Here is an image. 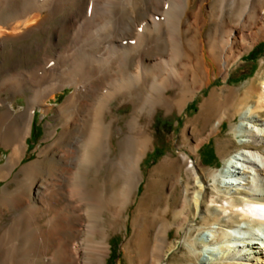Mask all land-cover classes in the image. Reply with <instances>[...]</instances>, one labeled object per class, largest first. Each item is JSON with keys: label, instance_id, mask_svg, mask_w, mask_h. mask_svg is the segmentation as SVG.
Listing matches in <instances>:
<instances>
[{"label": "bare ground", "instance_id": "obj_1", "mask_svg": "<svg viewBox=\"0 0 264 264\" xmlns=\"http://www.w3.org/2000/svg\"><path fill=\"white\" fill-rule=\"evenodd\" d=\"M44 31L45 48L32 66L17 69L20 63L7 67L6 57L0 60V108L4 94H27L25 110H0V143L11 150L0 164V181H8L0 189V264H107L109 238L129 220L144 181L141 162L153 149L147 119L160 108L182 112L218 77L225 85L210 90L181 135L189 155H197L224 118L237 115L230 129L238 147L229 153V140H218L224 165L205 174L199 162L187 161L194 185L191 198L185 186L179 208L167 201L150 213L142 196L124 249L132 264H164L173 248L171 213L183 217L176 223L181 229L203 221L188 243L190 260L264 264V69L242 92L226 84L231 68L264 40V0H0V46ZM32 44L28 51L43 47ZM67 88L62 102L49 103ZM118 96L133 108L124 126L108 119ZM37 108L54 113L44 137L49 142L11 180ZM178 159L166 156L154 171L170 174ZM209 186L219 200L211 199ZM212 203L224 215L213 213ZM203 251L210 254L204 261Z\"/></svg>", "mask_w": 264, "mask_h": 264}, {"label": "rangeland", "instance_id": "obj_2", "mask_svg": "<svg viewBox=\"0 0 264 264\" xmlns=\"http://www.w3.org/2000/svg\"><path fill=\"white\" fill-rule=\"evenodd\" d=\"M54 24V23H53ZM43 33V34H42ZM39 33L38 39L36 37H32L27 40H19L15 38L10 41L5 42L3 46H0V60L5 59V66L9 67L13 64L20 63L19 67L24 68L29 63L28 66L33 64L34 60L39 57V53L45 48L46 36L48 34L47 31ZM46 34V35H45ZM46 37V38H45ZM34 38V39H33ZM45 38V40H44ZM1 40V38H0ZM31 40L33 41L32 46L38 40L39 42H43V47L36 51H28V42L30 43ZM44 40V41H43ZM2 41V40H1ZM13 41V42H12ZM16 43H20L17 44ZM25 43V44H24ZM14 44V45H13ZM23 46H22V45ZM31 46V47H32ZM24 47V48H23ZM13 48V49H12ZM10 49V51H9ZM31 49V48H30ZM25 50V51H24ZM27 51V52H26ZM3 52V53H2ZM36 52V54H35ZM6 53V54H5ZM29 53V55H28ZM2 55V57H1ZM35 58H34V56ZM38 55V56H37ZM32 56V57H31ZM34 58V60H33ZM32 66V65H31ZM264 69V40L259 43L249 54L245 55L242 60H240L235 66L231 68L230 75L227 79L226 84L231 86V88L242 92L249 83L255 79L259 71ZM225 85V82L218 77L209 87H206L202 92H199L194 100L188 103V106L182 111L179 112L177 109H174L172 112H167L164 109H158L154 116L150 119H147L149 123V131L153 136V149L148 151L147 156L141 162V168L144 174V181L140 184V188L136 191V201L133 203L130 208L127 210V216L129 220L126 222L125 227L121 229H116L112 232L109 238V246H110V254L107 257V264H132L130 259L126 256V252L124 249V244L132 237L133 233V226H132V217L137 214L138 210V202L142 196H144V200L142 207L149 210L150 213L154 212L157 208L169 202V205L172 208H179L182 202V196H184L185 186H188L187 196L191 198L193 190V181L189 179L186 173L187 161L195 160L199 162V171L202 174L208 172L210 168L216 169L224 165L225 162L217 152V141L220 139H227V151L231 153L234 151L238 145L234 139V134L230 129L231 124H235L238 121V116L235 115L233 119L224 118L223 124L218 126V133L211 136L205 141H202L201 148L199 153L197 151V155H189L186 145L184 144V140L182 138V130L185 124L195 119L199 112V104L202 100L208 96L211 89L215 87H220ZM70 89H66L62 92L56 94L55 98L51 99L49 103L56 105L64 100L67 96ZM242 97V94L238 96L231 97L233 102H238L239 99ZM3 98L7 99L5 104L0 108V110L9 107L14 114L23 111L26 109V101H27V94H8L3 95ZM114 111L112 115L108 116V119L112 123H117V120H120V124L124 126V121L129 117L133 108L130 102H127L123 99V96H118L112 103ZM54 115L53 112H50L47 115H43L41 110L37 108L35 110V116L33 119V126L31 130V135L27 138L26 141V154L21 161V163L14 169L13 174L11 175V180L14 178L15 174L20 176L18 173L19 168L26 164L27 162L36 158V148L39 145H45L49 141L44 140L46 136V130L50 129L52 126H48L47 123H53L54 121L51 117ZM112 118H111V117ZM260 118L264 119V111L259 114ZM114 117V118H113ZM122 119V120H121ZM125 119V120H124ZM108 120V121H109ZM115 121V122H114ZM201 129V125L199 126ZM209 128V127H208ZM59 129V127H58ZM210 129V128H209ZM208 129V130H209ZM205 130V131H208ZM204 131V132H205ZM198 137H194L196 140ZM204 142V143H203ZM30 147V149H28ZM155 148V149H154ZM11 152L10 148H5L0 143V164H4L6 162V156L9 155ZM227 152V153H228ZM181 153L187 154L188 157L185 160H182ZM171 155L172 157H179L177 161V168L170 174L166 173L163 168H159L158 172H155L154 169L158 166L166 156ZM201 157L202 162L199 159ZM215 156V159H214ZM158 175V176H157ZM160 177L161 180H156L155 177ZM157 179V178H156ZM10 180V181H11ZM178 180L173 190L168 191L167 182L171 181V183H175ZM9 181V186H13L15 181ZM157 183H155V182ZM158 181V182H157ZM8 181L2 180L0 181V189L7 183ZM159 183V184H158ZM163 184L162 189V196L159 198V202H155L158 200V188ZM147 185V187H146ZM192 187V188H191ZM210 189L209 195L212 196L211 199L219 200L215 198V190L212 186H209ZM156 190V191H155ZM157 193V195H156ZM156 195V196H155ZM236 197V196H235ZM241 199L240 195L237 196V199ZM145 205V206H144ZM220 203H212L211 210L220 211V207L218 206ZM221 214L223 213L220 211ZM214 213V211H213ZM209 214V213H208ZM210 221H213L212 214L208 215ZM224 215V213L222 214ZM178 218L174 217L171 213L167 215V220L173 224L172 228L169 231L168 241L169 244L173 245V248H170V252L164 257L162 263L164 264H203L196 260V258L189 259L188 255L191 251V246L188 243L192 242V238L198 233L200 227L203 225V221L201 218H195L193 221L187 223V227L185 229L178 228L177 222L183 220V217ZM224 217L222 216V219ZM148 226L150 225L151 216L147 219ZM223 223L227 222V226H231L232 223L230 220L224 218ZM226 226V225H225ZM154 228H150V236L153 235ZM205 233V232H203ZM220 248H217L213 253L219 254ZM207 257H210L208 252L203 251L202 255L200 256L201 260L204 261Z\"/></svg>", "mask_w": 264, "mask_h": 264}, {"label": "crops", "instance_id": "obj_3", "mask_svg": "<svg viewBox=\"0 0 264 264\" xmlns=\"http://www.w3.org/2000/svg\"><path fill=\"white\" fill-rule=\"evenodd\" d=\"M199 159H200V161L202 162V160H201V157L199 156ZM214 159H215V156H214Z\"/></svg>", "mask_w": 264, "mask_h": 264}, {"label": "trees", "instance_id": "obj_4", "mask_svg": "<svg viewBox=\"0 0 264 264\" xmlns=\"http://www.w3.org/2000/svg\"><path fill=\"white\" fill-rule=\"evenodd\" d=\"M223 123H224V122H223ZM223 123H222V124H223ZM28 149H30V147H29ZM154 149H155V148H154Z\"/></svg>", "mask_w": 264, "mask_h": 264}]
</instances>
